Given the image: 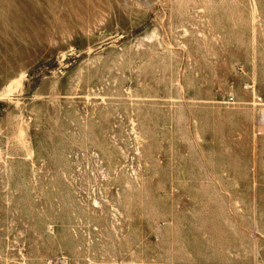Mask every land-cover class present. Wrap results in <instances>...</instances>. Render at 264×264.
<instances>
[{
	"label": "rangeland",
	"instance_id": "374dc122",
	"mask_svg": "<svg viewBox=\"0 0 264 264\" xmlns=\"http://www.w3.org/2000/svg\"><path fill=\"white\" fill-rule=\"evenodd\" d=\"M263 111L264 0H0V264H264Z\"/></svg>",
	"mask_w": 264,
	"mask_h": 264
},
{
	"label": "built area",
	"instance_id": "2783aa9c",
	"mask_svg": "<svg viewBox=\"0 0 264 264\" xmlns=\"http://www.w3.org/2000/svg\"><path fill=\"white\" fill-rule=\"evenodd\" d=\"M256 98L258 100V103H260L261 102V97H256ZM230 99L233 100V96L232 95L230 96ZM259 120H260L261 123H264V111L261 113Z\"/></svg>",
	"mask_w": 264,
	"mask_h": 264
},
{
	"label": "bare ground",
	"instance_id": "6f19581e",
	"mask_svg": "<svg viewBox=\"0 0 264 264\" xmlns=\"http://www.w3.org/2000/svg\"><path fill=\"white\" fill-rule=\"evenodd\" d=\"M193 7H194V6H193ZM181 9H182V8H181ZM192 9H193V8H192ZM183 10H184V9H183ZM188 10H189V9H188ZM195 10H196V9H195ZM197 10H198V9H197ZM180 11H181V10H180ZM253 13H254V12H253ZM172 15H173V14H172ZM179 17H180V16H179ZM183 19H184V18H183ZM185 20H186V19H185ZM188 21H189V19H188ZM183 22H184V21H183ZM173 23H174V22H173ZM178 23H179V22H178ZM181 23H182V21H181ZM188 23H189V22H188ZM174 24H175V23H174ZM174 24H172V25H174ZM172 25H171V26H172ZM175 25H176V24H175ZM186 25H187V24H186ZM172 27H173V26H172ZM180 27H182V26L180 25ZM187 28H188V27H187ZM176 29H177V28H176ZM178 29H179V28H178ZM248 84H249V83H248ZM251 86H252V85H251ZM7 92H8V91H7ZM19 125H20V124H19ZM21 127H22V126H21ZM20 130H21V129H20ZM21 131H22V130H21ZM21 131H20V132H21ZM23 132H24V131H23ZM23 132H22V133H23ZM25 134H26V133H25ZM22 135H23V134H22ZM22 137H23V136H22ZM23 141H24V139H23ZM24 142H25V141H24ZM25 144H26V143H25ZM24 146H25V145H24ZM25 149H26V148H25ZM28 149H29V148H28ZM26 150H27V149H26ZM1 151H2V150H1ZM28 151H29V150H28ZM26 152H27V151H26ZM0 155H1V154H0ZM29 155H30V154H29ZM108 156H109V154H108ZM108 156H107V157H108Z\"/></svg>",
	"mask_w": 264,
	"mask_h": 264
}]
</instances>
